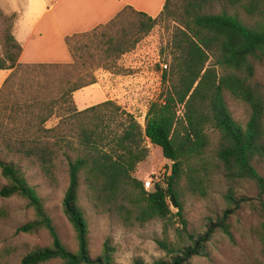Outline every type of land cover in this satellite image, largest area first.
Returning <instances> with one entry per match:
<instances>
[{
    "label": "trees",
    "instance_id": "trees-1",
    "mask_svg": "<svg viewBox=\"0 0 264 264\" xmlns=\"http://www.w3.org/2000/svg\"><path fill=\"white\" fill-rule=\"evenodd\" d=\"M129 12L142 18L132 44L120 28L121 19ZM166 20L176 24L172 37L174 61L168 65L169 70L162 72V83L168 87L158 101L151 103L144 130L133 114L112 100L83 111L72 107L75 92L97 83L92 73H88L90 79L72 78L68 67H77L78 57L85 58L78 53L88 52L89 48L75 47L74 39L94 34L100 28L106 30L102 37L115 31L105 42L104 53L109 61L132 51L144 35ZM66 42L72 64H21L18 61L22 47L12 33L7 34V58L0 60V70H14L1 88L0 98L23 69L64 70V81L58 79L55 97H51L53 90L43 96L48 84L38 82L35 86L33 105H29L39 108L30 117L34 130L25 129L17 138L3 137L0 141L8 154L32 162L55 188L60 186L61 162H66L69 184L62 206L76 233L78 250L71 252L62 243L41 197L21 169L1 161L7 184L0 190V198H21L35 214V219L19 227L17 233L46 230L52 239L50 246L30 252L18 264H116L110 241L105 243L100 257H91L89 222L80 207L82 180L91 205L101 216L141 224L171 216L179 218L178 241L161 242L168 258L155 264H190L193 257L207 252L218 233L230 236L229 220L249 203L236 196L235 186L252 181L258 190L256 202L262 220L259 235L264 253V177L254 165L264 158V95L254 81L257 63H264V0H167L157 18L128 7L107 25L68 37ZM226 92L249 105L251 115L245 125L234 120ZM54 118L59 121L47 128ZM212 129L219 139L211 152ZM146 140L172 162L170 173L152 190H145L144 183L133 176L148 156ZM216 173L229 184L225 194L228 208L203 232H194L181 204L173 214L171 198L178 200L184 191L207 197ZM133 264L146 263L137 259Z\"/></svg>",
    "mask_w": 264,
    "mask_h": 264
},
{
    "label": "rangeland",
    "instance_id": "rangeland-1",
    "mask_svg": "<svg viewBox=\"0 0 264 264\" xmlns=\"http://www.w3.org/2000/svg\"><path fill=\"white\" fill-rule=\"evenodd\" d=\"M27 1L30 2L35 14L45 6V0H0V60L7 58V34L12 33L14 19L20 22L21 27L26 22V18L20 13L25 10ZM11 11L16 12V18L13 15L7 16ZM140 19L142 18L132 12L121 19L120 28L126 31L127 39L131 44L138 32ZM175 28L174 22L161 21L150 33L142 37L132 54L109 61L104 53L105 42L109 40L110 34H115V31L111 30L106 37H102L106 30L100 28L94 34L74 39L72 44L75 47L86 45L89 48L88 52L78 51L79 56L83 55L85 58L78 57L77 67H68L73 75L72 78L90 79L88 73H92L97 84L103 89L96 86L75 92L72 95V107L77 111H83L103 103L107 99L104 92L107 97L115 93L112 101L133 114L144 130L151 103L158 101L160 94L168 87L162 83V72L169 70L168 65L174 61L172 37ZM13 71L0 70V90ZM63 78L62 69L46 71L23 69L18 72L12 81V86L6 89L0 98V140L3 137L17 138L25 129L34 130L30 125V117H33L39 108L29 105H33L35 86L38 82L48 84L49 87L44 91L43 96L49 95L53 90L51 97H55L57 87L60 85L58 79ZM117 79H119L118 83L115 81ZM254 81L264 95V63H257ZM108 85L112 87L109 88ZM225 99L234 120L245 125L251 115L249 105L233 98L228 92L225 93ZM180 114H183V109L180 110ZM58 121L59 119L54 118L46 127H53ZM213 130H209L213 144L211 152L216 148L219 139L218 133ZM145 146L148 148V156L138 165L133 176L144 183L145 190H152L155 183L163 182L165 175L170 173L172 162L167 160L162 150L153 146L149 140H146ZM65 147L64 150L69 152V148ZM1 161L14 163L21 169L30 186L41 197L62 243L69 251L76 252L77 236L64 215L62 206L69 184L66 162L64 160L61 162L60 186L55 188L47 182L32 162L8 154L4 150L2 141H0ZM254 165L264 177V158L256 160ZM83 183L84 180L80 191V207L89 222L90 254L93 259L103 254L107 241H110L115 249L113 260L116 264H133L137 259H143L146 264H155L158 260L168 258L161 242L178 241L176 229L181 227V223L177 216H171L166 220L155 219L144 224L135 221L125 222L113 216H101L91 205ZM6 184L7 181L2 176L0 167V190ZM228 188L229 184L216 173L212 177L207 197L195 196L191 192L184 191L178 200L175 199L177 207L173 206L171 198L173 214L178 212V204H181L190 229L194 232H203L211 221H216L228 208L225 201ZM235 191L238 198L244 197L249 203L229 220L231 235L218 233L211 241L207 252L193 257L190 264H264L263 244L259 235L262 220L257 209V187L254 182L245 180L236 184ZM34 219L33 210L23 199L0 198V264H18L30 252L52 244L51 236L46 230L28 235L17 233L19 227ZM48 264L62 263L54 261Z\"/></svg>",
    "mask_w": 264,
    "mask_h": 264
},
{
    "label": "crops",
    "instance_id": "crops-1",
    "mask_svg": "<svg viewBox=\"0 0 264 264\" xmlns=\"http://www.w3.org/2000/svg\"><path fill=\"white\" fill-rule=\"evenodd\" d=\"M167 0H45L37 14L26 2L23 18L28 24L23 27L14 19L12 35L21 45L22 53L19 62L22 64H70L73 56L67 45L68 37L85 34L107 25L126 8L131 7L137 12L157 18L164 9ZM20 9H22L20 7ZM5 14V13H4ZM7 15V14H5ZM15 16L12 12L7 16ZM137 46L139 43L136 44ZM135 48L121 55L127 57ZM116 83L119 79L115 80ZM99 87L97 83L90 87ZM109 88L112 85H108ZM103 91V90H102ZM104 92V91H103ZM115 93L106 100H113Z\"/></svg>",
    "mask_w": 264,
    "mask_h": 264
},
{
    "label": "water",
    "instance_id": "water-1",
    "mask_svg": "<svg viewBox=\"0 0 264 264\" xmlns=\"http://www.w3.org/2000/svg\"><path fill=\"white\" fill-rule=\"evenodd\" d=\"M172 204H173L174 207H177V204L175 202V198L174 197H172Z\"/></svg>",
    "mask_w": 264,
    "mask_h": 264
}]
</instances>
